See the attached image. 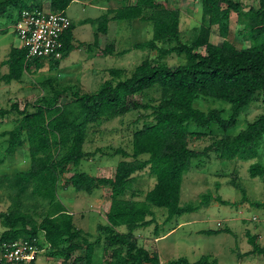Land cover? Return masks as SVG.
Returning a JSON list of instances; mask_svg holds the SVG:
<instances>
[{
	"label": "trees",
	"instance_id": "16d2710c",
	"mask_svg": "<svg viewBox=\"0 0 264 264\" xmlns=\"http://www.w3.org/2000/svg\"><path fill=\"white\" fill-rule=\"evenodd\" d=\"M37 1L41 2L0 0V19L9 9L15 10V23L22 11L41 12ZM48 1L50 12L64 14L73 2ZM120 1L119 8L109 9L96 19L81 21V25H95L93 42L81 46L88 52L99 51V37L108 33L110 22L139 20L152 24V35L150 40L134 44L132 49H147L155 53L154 58L143 60L129 77L122 69H109L110 78L94 93L71 86L59 89L56 80L46 78L37 84L43 92L39 98L22 105L13 102L8 109H0V123L6 117H14L13 128L0 133V164L13 162L19 154L28 165L23 170H8L0 175V264H7L3 255L8 246L25 242L36 246L38 256L43 253L42 256L59 260L58 264H160L158 254L139 246L132 236L135 230L155 223L151 207L166 209L167 221L206 208L212 202L222 206L248 204L264 213V199L250 200L235 173H231L228 185L240 192L238 203L206 192L195 203L180 205L184 179L193 164L209 161L212 156L225 161L256 160L248 167V176L264 180V161H260L264 151V113L236 135L227 134L253 102L262 98L264 103V0H257L256 7H248L247 11L234 0H199L200 23L188 43L181 42V12L161 3L168 0ZM232 13L241 26L242 40L248 43L245 48L238 49L228 40ZM74 28L71 23L60 38L59 59L29 58L25 48L12 47L0 63L7 67V72L0 75V84L19 83L24 76L31 77L46 61L52 71L76 48ZM213 30L221 39L217 44L210 40ZM0 33L4 34L5 30L0 29ZM114 52L112 42L100 51L104 56ZM172 55L183 56L184 63L170 67L159 62ZM152 90L158 92L157 101L151 99L142 104L134 100ZM63 99L66 101L61 103ZM207 99L228 104L229 116L225 118L223 110L202 111L195 107L197 101ZM130 111L140 115L151 111L146 116L151 120L146 119L131 134V153L123 148H109V152L99 148L93 152L83 150L91 124ZM206 141L201 149L194 148L196 143ZM99 153L124 159L116 165L112 178L92 177L78 171L83 159ZM144 171L155 181L141 193L135 184L137 176ZM60 182L64 189L72 187L76 192L107 190L106 224H98L95 235L76 227L73 215L58 198ZM219 189L220 184L215 183V191ZM123 227L127 233L119 232ZM199 233L216 235L230 231ZM245 237L251 250L244 255L264 258L259 237L249 231ZM99 247L107 252L109 259L96 260ZM165 264H217V261L203 256L194 263L177 258Z\"/></svg>",
	"mask_w": 264,
	"mask_h": 264
},
{
	"label": "rangeland",
	"instance_id": "374dc122",
	"mask_svg": "<svg viewBox=\"0 0 264 264\" xmlns=\"http://www.w3.org/2000/svg\"><path fill=\"white\" fill-rule=\"evenodd\" d=\"M234 1L240 2L243 5L244 11H247L248 7H256L257 5V0ZM37 2L40 3L44 11L49 10L48 0ZM121 3L120 0H73L66 13L68 17L73 20L75 26L74 34L77 41H91L95 34L94 24L79 25L78 19H96L108 9H111V7H118ZM161 3L165 7L177 9L181 12V42H190L200 23L201 9L199 0H168L167 3ZM13 12H15L14 9H9L6 16L0 19V29L5 30L4 34L0 33V62L6 59L12 47H18L19 45V40L12 30L16 19L14 18ZM230 18L228 40L238 49L247 47L248 43L244 42L240 35L239 30L241 26L237 22L236 14L232 13ZM151 35L152 24L150 22H140L139 20L110 22L108 33L100 36L99 44L103 45L105 38L111 39L109 42L115 39L117 44H114V54L106 56L95 55L100 56L99 66L96 68L99 69L98 72H101L95 78L88 80L93 83V86L95 85V89L93 86L83 87L84 89H82L81 86L84 82L87 83V81L77 72V70L81 68V61L86 58H91L93 52H88L81 46L82 43L75 42L77 48L81 50L80 52H76L75 57L74 53L70 57L60 61L58 65L52 67V71L48 73H46V71H39L30 77V79L26 78L23 83V89L19 94L15 88L17 82H12L8 85L1 83L0 109H8L10 104L14 102L16 96L28 97L26 99L29 101L25 102L29 103L39 98L43 93L37 84L46 78L56 80L58 84L57 88L59 89L65 86H71L76 89L80 88L78 90L83 92L94 93L104 81L110 78L107 73L109 69H122L126 71L129 77L134 68L143 60L150 57L154 58L155 53H150L147 49H132L134 44L150 40ZM210 40L211 43L215 44L221 41L215 30L212 31ZM113 42L114 41H112V43ZM127 50H129L128 53L122 55L116 54L120 51ZM80 57H83V59L80 60ZM184 61L185 59L183 56L174 55L159 60L160 63H164L170 67L181 65ZM46 64H50L49 61H46ZM6 72L7 67L0 66V75ZM158 97V92L152 90L146 92L142 96L134 97V100L146 104L149 103L151 99L157 101ZM65 101L66 99H63L61 103ZM16 102L22 105V103ZM195 107L202 111H207L208 109L223 110V116L225 118L230 114V106L228 104L214 99L197 101ZM150 113L151 111L146 113L142 112V115H140L138 112L130 111L127 115L111 119H101L91 124L83 150L85 152H93L95 149L99 148L103 152H109V148H123L125 151L131 153V134L134 130L141 128L146 119L151 120L149 117H146L147 115L149 116ZM263 113L264 103L262 102V98H259L241 114L236 126L230 129L227 134L236 135L239 131L243 130L248 123H251L258 115ZM13 118L12 116L6 117V119L0 123V133L9 131L13 128ZM207 142L208 141L205 143H196L194 148L201 149ZM17 158L18 157L15 156L14 160ZM123 160L124 159L119 155L110 156L107 154L101 155L99 153L94 157L83 159L78 167V171L85 172L92 177H109L112 168H115L116 165ZM260 161H264V151L260 156ZM254 162H256V160L248 162L239 160H216L212 156L209 161L194 163L192 170L189 171L184 179L180 195V205L186 206L195 203L199 200V197L206 192L219 194L225 201L238 203L241 198L240 192L236 188L228 185L231 173L237 175V182L241 183L245 188L250 200L263 201L264 180L258 178L251 179L247 172L248 167ZM22 166H24L23 163L18 165L11 160H7L4 164H0V175L8 173V170L9 172L23 170ZM154 181L155 180L149 177L148 171H144L137 176L135 188L141 193H144L153 186ZM215 183L220 184L218 192L215 191ZM106 192L107 190L104 191V189L100 188L93 190L91 193L76 192L72 187H66L64 189L60 182L58 198L73 213L78 212L81 208L80 210L85 214V218L88 219L84 228L85 231L90 235H95V225L97 223H103L104 221L102 217L96 213L92 201L97 196L105 199L107 195ZM151 210L154 213L155 223L149 226V228L135 230L132 236L141 247L146 245L143 244L140 236L145 235L144 238H149L150 251L156 252L163 260L174 261L177 258H185L188 262L194 263L203 256H209L216 260L217 264H264L263 257L257 255H244L251 250L250 245L246 242L245 233L247 231L257 235L260 244L264 246V213L260 209L251 208L248 204L222 206L212 202L206 208L173 217L170 221L166 220V209L151 207ZM77 218L78 217H76L75 224L78 227L80 224ZM251 218L253 220L258 219V221L253 222ZM178 224L183 225L177 227ZM155 226L157 227V234L152 232ZM173 228H176V231L172 235L160 240L158 243L153 242L156 236H163ZM0 229H2L1 226ZM219 229H227L230 233H219L216 235H204L199 233L204 230ZM119 232L127 233V230L123 227L119 229ZM101 248L102 247H99L96 251V260L99 257H103V259H107L108 257L107 252L103 251ZM42 254H40L39 257H45L47 261H45V264H58L60 262L59 260L48 258L45 255L42 256ZM37 260V264H43L41 261L42 258Z\"/></svg>",
	"mask_w": 264,
	"mask_h": 264
},
{
	"label": "built area",
	"instance_id": "2783aa9c",
	"mask_svg": "<svg viewBox=\"0 0 264 264\" xmlns=\"http://www.w3.org/2000/svg\"><path fill=\"white\" fill-rule=\"evenodd\" d=\"M71 22L63 12L22 11L12 30L27 50L29 58H60V38ZM39 250L30 243H15L8 246L3 255L7 264H30Z\"/></svg>",
	"mask_w": 264,
	"mask_h": 264
},
{
	"label": "crops",
	"instance_id": "0c3cea01",
	"mask_svg": "<svg viewBox=\"0 0 264 264\" xmlns=\"http://www.w3.org/2000/svg\"><path fill=\"white\" fill-rule=\"evenodd\" d=\"M120 3V2H119ZM122 4V3H121ZM121 4H120V6H121ZM120 6H118V7H111V9H117V8H119ZM69 8V7H68ZM68 10V9H67ZM67 10H66V12H67ZM109 10V9H108ZM42 11H44L43 9H42ZM49 11V10H48ZM48 11H44V12H48ZM65 12V14L67 15V13ZM68 16V15H67ZM69 18V17H68ZM70 19V21H71V23L73 24V20L71 19V18H69ZM83 20H86V19H83ZM83 20H79L78 19V22H79V25H81L80 23H81V21H83ZM74 31H75V29H74ZM74 31H73V38H74V44L76 45V48L68 55V57H70L71 55H73L74 53V57L76 56V52H80L81 50H80V48H77V44L75 43V42H78V43H82V44H87V43H91L93 40H94V35H93V37H92V40L91 41H77V39L75 38V34H74ZM100 38V37H99ZM100 40V39H99ZM111 40V39H110ZM108 38H105V42L103 43V45H101V44H99V51H96V52H93V55L91 56V58H86V59H84L83 61H81V63H80V69L79 70H77V72L78 73H80V75H81V77L85 80V81H87V83H83V85L81 86V88L82 89H84L83 87H92L93 86V83H91L90 81H88L89 79H93V78H95L96 76H98L99 75V73L101 72H98V70L99 69H97L96 67H98L99 66V57L100 56H95V55H102L101 53H100V51L101 50H103V48L105 47V45L106 44H108V42L110 41ZM112 41H114L113 43L114 44H117V42L115 41V39H112ZM111 41V42H112ZM18 47L20 48L21 47V44H20V41H19V45H18ZM91 53V52H90ZM83 59V57H80V60H82ZM76 60V59H75ZM1 63V62H0ZM88 64V65H87ZM4 67V66H3ZM50 64H45L44 65V67L40 70V72H45L46 71V73H48V72H50ZM45 73V74H46ZM32 77V76H31ZM26 78H29L30 79V76H24L23 78H22V81L21 82H19V83H17V86L15 87L16 89H17V92H18V94L22 91V89H23V83H24V80L26 79ZM94 87V89H95V85L93 86ZM80 89V88H79ZM41 90V89H40ZM43 93V92H42ZM26 98H28V97H26ZM26 98H24V97H20V96H16L15 97V99H14V102H16V101H18V102H20V103H22V104H24V103H26L25 101H29V100H27ZM33 102V101H32ZM18 158L16 159V160H14L13 162H15V163H17L18 165H20L21 163H23L24 164V166H22V168H25V167H27L28 165H27V162H26V159L24 158V156L22 155V156H20L19 154H17L16 155ZM114 171H115V168H112V172H111V174L109 175V177L108 178H112L113 177V174H114ZM105 191V190H104ZM107 193V192H106ZM92 204H93V206H94V208L96 209V213L97 214H99L101 217H102V219H103V223H97L96 225H95V232L97 233V231H96V228H97V226H98V224H101V225H105L106 224V220H105V216H106V213H107V211H108V209H109V200H108V198H107V195L105 196V199H102V197H100V196H97L96 198H94V200L92 201ZM65 206V205H64ZM66 208H67V210L70 212V214L71 215H73V219H74V223H75V220H76V217H78L77 218V220H78V223L80 224L78 227H77V225H76V227L77 228H79V229H81L82 231H84V232H86L85 231V226H86V223L88 222V219H86L85 217V214L83 213V211H81L80 209L78 210V212H76V213H73L72 211H70V209L67 207V206H65ZM103 209V210H102ZM183 224H178L177 225V227H180V226H182ZM176 227V228H177ZM147 228H149V227H147ZM176 228L174 229H171L168 233H166L165 235H163V236H160V237H155L154 238V240H153V242L154 243H158L160 240H162V239H164V238H166V237H169L170 235H172L175 231H176ZM2 231V229H0V232ZM154 234H157V231H152ZM142 235V234H141ZM141 237V239H142V242H143V244L144 245H146V246H144L143 248L145 249V250H147L148 252H154V251H150V248H149V238H144L145 237V235H143V236H140ZM1 254V253H0ZM39 258H42V263L43 264H45V261H46V259H45V257L43 256V257H37V259H39ZM0 259H1V255H0ZM159 260H160V264H165V263H167V262H169V261H171V260H163V259H161L160 257H159ZM37 261L38 260H36L35 261V264H37ZM47 262V261H46Z\"/></svg>",
	"mask_w": 264,
	"mask_h": 264
}]
</instances>
